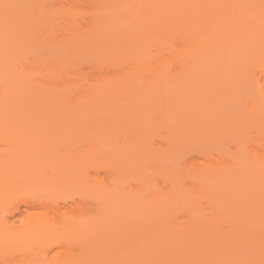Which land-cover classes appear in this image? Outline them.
Listing matches in <instances>:
<instances>
[{
  "label": "bare ground",
  "instance_id": "1",
  "mask_svg": "<svg viewBox=\"0 0 264 264\" xmlns=\"http://www.w3.org/2000/svg\"><path fill=\"white\" fill-rule=\"evenodd\" d=\"M127 1L134 3L135 6L120 14L115 13L116 10L105 12L98 19L108 25L115 23L119 26L126 20L125 23L133 22L135 27L131 30L132 32H127H130L128 35L133 39L126 42L128 43L127 46L125 45L126 50L122 49L125 50V54L120 53V55L124 54L122 59L131 60L134 66L129 68L120 60L123 63L120 68L124 66L120 70L116 67L115 76H107L105 80L102 78L104 75H99V81L102 78L100 85L96 82V86H90L87 89L88 94L82 95L70 106L68 101L66 102L62 95H57L53 89H44V91L34 89L32 85L34 77L31 76L34 72L28 73L23 66L31 62L37 68L44 66L45 70H48L51 67L49 70L52 72L46 71L47 76H55V73L59 74L63 70L62 75L66 77L70 70L78 71L79 64L85 66L81 63L85 59L80 60L78 57L82 55L80 53H83V48L92 47L94 42L90 40L89 44H91L88 45L87 40L82 37L85 39L83 41L85 44L80 42L85 46L78 43L79 46L77 44L79 41H75L79 46V48L73 47L75 50L79 51L81 47L83 48L79 53L68 49L70 54H79L74 58L68 54L67 48L58 47L57 43L60 39L63 43L62 38H56L57 43L55 41L59 49L52 46L55 45L52 42L51 46L49 44V47L47 45L46 50H43L42 47L37 46L38 44L35 46L31 39L34 25L38 24L39 28L41 24H45V21L49 24V16L39 14V10L43 8H37L36 12L38 4L33 0L31 2L0 0V132L1 135H9L7 136L9 141L13 145L16 144L14 149L18 152L8 154L13 151L9 144L7 148L10 147V149L5 148L3 154L0 152V264H264V0ZM33 2L35 5L32 4ZM59 3L61 5L62 1ZM22 4L24 6H21ZM5 5L9 7L5 8ZM46 5L45 3L44 6ZM57 14L52 13L54 16ZM58 15L60 16V13ZM47 18H49L48 21ZM76 19L73 18L72 21L75 22ZM59 24L63 27V23ZM67 24L64 22L63 28H66ZM53 25L55 28H52L51 24L47 32L51 33L54 30L55 33V30L60 27L57 24ZM109 30L111 31L112 28ZM106 32L108 30L101 36L105 37ZM96 33L99 32L96 30ZM43 34L47 35V33ZM37 36L34 40L38 39ZM153 45L160 53L162 50L171 51L174 48L173 53L167 50L169 55L172 54L168 59L172 61L173 66H176L173 86L167 89L163 84L169 83L170 76L166 77V74L170 68L166 70L165 67H170L171 63L166 62L168 60L166 56V60L163 56L157 60V54L148 55L149 48ZM98 48L96 46L94 50L103 52L101 48ZM61 49H66L67 52L63 57L72 56V62L62 58L61 53L64 51ZM113 49L111 47L106 52L110 53L109 51H115L116 48ZM116 53H112L113 56L106 54L109 56L106 61L114 60L112 57H118L119 54ZM168 53L167 56H169ZM28 56L32 57L33 61L29 62ZM94 56V59L91 56L92 63L98 64L99 57ZM100 57L102 58L101 53ZM111 60L109 65L113 64ZM150 60L153 61L150 64L152 75L148 70ZM154 60L157 61L154 62ZM101 61L98 65L104 67ZM73 62L76 63L71 67L70 64ZM118 62L116 61V64ZM17 64H21L22 67L19 69ZM145 64L147 66H144ZM143 66L147 67L146 70ZM153 67L156 69L154 70ZM142 71H148L152 81L159 79V84L162 82V89H160L162 93L166 92L168 95L170 93L174 94L173 97L175 96L171 100L173 103L171 102L172 104H169L165 111L158 105L159 110H162L164 114L162 125L161 120L159 123L160 128L163 126L164 131H162L165 132L164 138L161 137V145L152 147L154 146L151 141L154 138H152L149 139L152 143L147 139L141 145L135 146L132 144L133 140L127 137L125 145L128 147L117 157L120 149L115 145L113 138L98 133L99 137L94 141L91 138L95 136L87 138L90 142H94H92L93 153L88 143L86 145L91 151L86 150L87 148L85 150L87 154L91 153L92 160L90 157L89 159L93 165L96 164L94 162L98 163L105 159L106 164L114 167L109 170L115 173L121 162H124L120 168H125L128 173L137 175L138 179L147 177L144 171L149 170L150 164V167L155 168L154 173L162 176L168 183L164 191L155 190L150 196V194L141 193L138 188L132 189L134 186L126 185V188L124 181L121 184L119 181L121 179L117 180V178L104 181L101 187L90 185L93 188L88 186L87 189L84 188L85 190H79L80 185L76 186V184H79L80 175L84 174L83 168L82 171L79 168L80 174L77 176L80 177L79 179L77 177V183H73L74 187L68 182L71 177L73 178V169H78V164L77 166L75 164V167L71 165L72 170L63 169L62 164H67L68 161L60 160L64 161L60 162L57 159L60 155L58 153L56 157V150L55 153L51 150L52 154L47 156L48 151L45 152L46 150L42 149L45 152L43 155L44 152L38 149L40 154H35L37 158L41 159L43 156V159L47 160L39 163L40 159L37 160L33 152H28L36 146L31 144L30 147H32L27 151L23 148L17 149L22 144L27 145V140L35 137L37 134L35 131L39 125L40 129L43 128L39 121L38 124H30L26 127L29 120L25 122V126L22 124L18 126V123L15 124L18 118L20 121L29 119L31 116L27 115H30L31 111H37L36 113L39 114L42 110H60L61 113L67 105L68 109L72 107L73 111L75 109L80 112L91 109L93 110L90 112H96L101 107L109 108V105L113 107V100L110 99L116 91L123 90L122 87L125 88L130 77L139 76L141 73L143 75ZM223 74L224 77L220 78ZM71 75L72 73L67 77ZM150 79L148 80L150 82H146L147 84L152 82ZM70 82L74 81L71 79ZM149 84L147 89L150 90L152 86L150 87ZM140 98L144 103L140 99L139 103L142 105L138 103L136 110H133L132 105V107L128 105L126 107L133 113L140 108L134 116L131 113V118L135 119L134 122L144 123L140 125L143 127L140 131L144 130L149 138L153 135L152 133L158 132L159 128L152 126V123L150 125L149 121L152 118L147 120L151 109L145 105L150 106V103H147L150 97L143 99L144 96H140ZM102 109L99 111H106ZM21 112L29 114H19ZM37 114L36 117H39L40 115ZM8 118L10 120L3 123V120ZM38 131L42 130L38 129ZM41 135L40 137L43 136ZM49 138L45 137L42 140L38 137L39 141L35 138L32 141L50 145L54 139L58 144L56 139L58 137ZM3 140L6 139L3 138ZM128 140L131 141V146ZM43 141L44 143H40ZM59 141L61 145L64 142L60 139ZM54 145L55 149H58L59 146ZM253 146L256 147L253 148ZM5 150L9 152L5 154ZM27 152L31 156L27 155ZM195 154L198 156L204 154V157L208 156L213 160L216 158L213 165L206 171L195 174L196 176H191L189 173L192 172H189L188 175L191 177H186L189 180L192 178V181H210L211 184L208 187L214 190V195L217 196L205 206L199 205V201L197 202L181 189L185 173L180 171L179 162L182 163V158L187 156L190 158ZM50 156L56 157L59 163L49 158ZM102 156L104 158L101 159ZM48 158L55 161L57 166L51 160L49 162ZM115 160L119 164L117 167ZM185 161L186 158L182 164ZM47 162L46 168L49 171L50 169L61 172L63 170L62 174L57 173L61 177L54 178L52 175L53 181L55 179L57 181L55 184L53 181L38 179L41 178L38 175V178L35 177L37 172L34 173V167L38 169L40 164L45 165ZM168 165L174 167V173L166 170ZM15 166L19 167L17 168L19 170L13 169ZM64 170L71 174L64 175ZM38 172H40L39 169ZM51 172H49L50 175ZM88 172L86 167V175ZM76 180L74 178L73 181ZM86 180L88 178L85 179L84 184L89 183ZM40 181L45 182V185L42 186ZM140 182L141 185H145V182ZM231 191L244 192V195L242 194L244 202L230 204L224 200L226 193ZM78 192L84 195L83 197L80 193L84 202L79 199ZM76 194L79 199V203H76L85 207L81 205L82 210L77 209L78 212L72 216L68 201L75 200ZM60 202L64 205L62 206ZM40 207L43 209L46 207L45 213L52 210L53 213L45 215L43 212L45 216L37 218L36 210ZM73 207L76 211V205ZM64 208L68 212L71 211L70 214L63 211ZM179 213H182L179 215L181 217L177 216ZM124 217L126 221L121 223V218L123 220ZM106 233L111 234L106 235ZM116 252L119 253L118 256Z\"/></svg>",
  "mask_w": 264,
  "mask_h": 264
},
{
  "label": "rangeland",
  "instance_id": "2",
  "mask_svg": "<svg viewBox=\"0 0 264 264\" xmlns=\"http://www.w3.org/2000/svg\"><path fill=\"white\" fill-rule=\"evenodd\" d=\"M25 1H27V0H25ZM32 0H28V2H31ZM35 3H37L38 4V6L36 5V9L38 8L39 9V7L41 8H43V10H39V14L40 13H42V15L44 14V16H49V18H47V21H48V19H49V21H48V23L49 24H47V22L45 21V24H41V27L39 26V28L37 27V25L38 24H36V25H34V28H32V30H33V35H32V40H33V42L35 43L34 45L36 46L37 44V46H39V48H43V50L45 49V48H47V45H48V47H49V44L50 43H55V41H56V43H57V40L58 39H56V38H62V42L63 43H61L60 41H61V39H60V41H58V43H57V45H58V47L59 48H61V47H65V48H67V52H68V49H70V51L71 52H75V53H79V51H80V49L81 48H83V47H81L80 49H79V51L78 50H75L73 47H75V48H77V46L79 45L80 46V44L86 39L87 41H86V43L88 42V45H90L89 44V42H90V40L91 41H93L94 42V45H93V42H92V47L90 46V48L88 47V49H85V48H83V53H80V54H82V55H80V57H78V59H80L81 60V58L82 59H85L83 62L81 61V63L83 64H85V66L83 65V66H81V64H79L80 66V68L77 66V64H76V66L78 67H76L77 69H78V71H75V70H73V72H72V70H70L71 72L70 73H68L69 72V70L67 69V71L68 72H66V73H68V74H66V77H67V75H70L71 73H72V75H73V73H74V75L72 76H68L67 78L65 77V75H62L64 72H63V70H61L60 72L59 71H57V72H59V74H56L55 73V71H53L54 73H55V76L53 75V76H50V75H46L47 74V72L49 73V72H52V71H50L51 69V67L48 69V70H45L46 68L44 67V66H42L41 68H37V66L35 67V66H33L32 64H31V62L30 61H33V59H31L30 58V56H28V58L30 59L29 60V62L30 63H28V64H26L25 65V67L23 66V68L29 73V72H34V73H32L33 75H31L32 77H34L33 78V80H32V85H33V87H34V89L35 88H37L36 90H42V91H44V89L45 90H48V89H53V90H55V92H56V94L57 95H62L63 97H64V99H65V101L67 102L68 101V103H69V105L70 106H72L71 104H73L74 102H76L82 95H87L88 94V91H87V89L90 87V86H92V85H95L96 86V82H97V85H100L99 83L102 81V78H104L105 80H107V76L109 77V76H115L114 74L116 73L117 74V72L115 71L116 70V67H117V69L119 68V70L124 66H122L121 68H120V65H122L123 63L125 64V66H127V67H133L134 66V64L131 62V60L129 61V60H124V59H122L123 57V55L125 54V50H126V46L128 45V43L126 44V42L127 41H129V40H132L133 39V37H129V33H127L128 31H131L135 26H134V24H133V22H127V23H125L126 21H124V19H123V23H121V26H119L118 24H110V25H108L107 23H104V22H102V21H100V19H98V18H100V16L102 17V15L105 13V12H110L111 10L113 11V10H116V12L115 13H122V12H125V11H127V10H129V9H131V8H133L135 5H134V3L132 4V3H130V2H128L127 0H33ZM62 1V4L60 5V3L59 2H61ZM34 2L32 3L33 5H35L34 4ZM58 2V3H57ZM64 2V3H63ZM22 3V2H21ZM47 4L46 5V7L44 6V4ZM68 3V4H67ZM40 4H42V6L40 5ZM65 4V5H64ZM32 5V7L34 8V6ZM51 5H52V7H51ZM59 5V6H58ZM132 5V6H131ZM134 5V6H133ZM21 6H24L23 4L21 5ZM57 6V7H56ZM62 6V7H61ZM25 7H27V6H25ZM30 7V6H29ZM48 7V8H47ZM23 8V7H22ZM28 8V7H27ZM47 10H49V11H47ZM58 8V9H57ZM35 9V8H34ZM38 9L36 10V12L38 11ZM58 10V11H57ZM119 10V11H118ZM47 11V12H46ZM60 11V12H59ZM111 11V12H112ZM121 11V12H120ZM114 12V11H113ZM49 13V14H48ZM52 13L54 14H56V13H60V16L57 14V16H59V18L62 16L63 17V20H62V17L59 19L57 16H54V15H52ZM66 14L65 16L64 15H62V14ZM106 13V14H107ZM50 14H51V16H50ZM67 14H69L68 16H67ZM96 15V16H95ZM98 15V16H97ZM127 15V14H126ZM53 16V17H52ZM74 16V17H73ZM95 18H94V17ZM105 16V15H104ZM125 16V15H124ZM55 17V18H54ZM71 17H73L74 19L75 18H77L76 19V21L74 22V21H72L73 20V18H71ZM122 17H123V15H122ZM58 18V19H57ZM69 18V19H68ZM71 18V19H70ZM56 19V20H55ZM65 19H67V20H65ZM52 21V22H51ZM61 21V22H60ZM102 22V23H100V22ZM63 23L62 24V26L64 27L65 25H64V22L65 23H68L67 24V26H66V28H63V27H61V25L59 24V23ZM71 22V24H69ZM51 24H52V28L54 27V25L53 24H57V26H59L60 25V27L59 28H57L56 30H55V33L53 32L54 30H52V32L51 33H49V32H47V29L51 26ZM73 24V25H72ZM42 25H43V27H42ZM36 26V27H35ZM33 27V26H32ZM36 28V29H35ZM51 28V29H52ZM55 28V27H54ZM60 28H62V29H64V31L62 30V29H60ZM112 28V30L110 31L109 29H111ZM42 29V30H41ZM46 29V30H45ZM50 29V28H49ZM41 30V31H40ZM44 30H45V32H44ZM96 30L99 32V33H96L95 34V32H96ZM106 30H108V32H106V36L105 37H103V36H101V34H104L105 33V31ZM50 31V30H49ZM110 31V32H109ZM38 32H39V35H38ZM132 32V31H131ZM35 33V34H34ZM43 33H47V35L45 36ZM49 33V34H48ZM63 33V34H62ZM53 34V35H52ZM79 34V35H78ZM38 35V36H37ZM43 35V36H42ZM75 35H78V36H75ZM131 35V34H130ZM37 36V38L38 39H35L34 40V38ZM54 36V38H52ZM82 37L83 38H85V39H82ZM106 37H107V39H106ZM41 38V39H40ZM78 38H79V40H78ZM45 41H44V40ZM47 39V40H46ZM126 40V41H125ZM36 41V42H35ZM77 41H79V42H77V44L78 43H80V44H76V42ZM80 41H82V42H80ZM146 41V40H145ZM39 42V43H38ZM46 42V43H45ZM95 42H98V43H95ZM130 42V41H129ZM56 43H55V45H52V44H50V46L52 45V46H54L55 48H57V49H59L58 47H57V45H56ZM84 43V42H83ZM99 43H101V44H104V45H101V44H99ZM85 44V43H84ZM60 45V46H59ZM75 45V46H74ZM81 45H83V44H81ZM87 45V46H88ZM126 45V46H125ZM79 46H78V48H79ZM83 46H85V45H83ZM96 46H97V48L98 47H100L101 48V50L103 51V52H98V51H100V50H94V48H96ZM123 46L125 47V48H123ZM154 46V45H153ZM151 46L150 48H149V51H150V53H149V51H148V55H152L151 53H153V55L154 54H157L158 55V58H157V60L159 59V58H162V56L165 58V56L167 57V59L168 58H170V55H172V54H170L169 55V53H173L174 51V48H173V50L171 49V51L169 50V49H167L168 51H170L169 53H168V51L166 50H162L161 51V53H160V51L157 49V47L156 46ZM72 47V48H71ZM108 47V48H107ZM111 47H112V49L113 48H116L115 49V51H109L110 53H108V51L106 52V50L107 49H111ZM93 48V49H92ZM100 48H98V49H100ZM92 49V50H91ZM119 49H120V51H119ZM122 49H125V50H122ZM152 49V50H151ZM154 49V50H153ZM46 50V49H45ZM63 49H61V51H62ZM65 50H63L64 52V54L63 53H61V52H59V50H58V54H62V58L63 59H65V58H67V55H66V57H63V55H65V54H67V52L65 51ZM84 50H86V51H84ZM91 50V51H90ZM114 50V49H113ZM121 50L123 51V52H121ZM155 50H157V52L159 53H157V52H155ZM77 51V52H76ZM119 51V52H118ZM82 52V51H81ZM86 52V53H85ZM118 53L119 55H118V57H112V59H114V60H111V61H113V64L111 65H109V59H108V61H106V59H107V57H109L108 55L109 54H111V56H113L112 55V53ZM155 52V53H154ZM162 52H164V53H162ZM168 53V55L169 56H167V53ZM70 54V52H68V54H70V55H72L73 56V58L74 57H77V56H79V54L78 55H76V54ZM100 53H101V56H102V58L100 57ZM116 53V54H117ZM120 53H124L122 56L120 55ZM84 54V55H83ZM87 54V55H86ZM106 54H108V55H106ZM162 54V55H161ZM164 54H166V55H164ZM88 55H90L89 57H90V60L88 61V59H89V57L87 58V56ZM98 56L99 58H97L98 59V64H99V62L101 61V63L102 64H104V67L106 66H108L107 68L105 67H101V66H99L98 64H95V62H93L92 63V60H91V56H92V58H93V56ZM59 56H61V55H59ZM72 56L70 57V58H67L68 59V61L70 60L71 62H72ZM84 56V57H83ZM94 56V57H95ZM119 56H121V58H119ZM125 57H127V55L125 56ZM96 58V57H95ZM116 58H118L119 60H117ZM153 58V57H152ZM76 59V58H75ZM94 59V58H93ZM126 59V58H125ZM150 59V58H149ZM154 59H155V56H154ZM171 59H172V57H171ZM77 60V59H76ZM123 62H121V61ZM157 60H154V62L155 61H157ZM161 60V59H160ZM159 60V61H160ZM165 60H166V58H165ZM165 60H163L162 59V61H165ZM69 61V62H70ZM78 61V60H77ZM76 61V62H77ZM91 61V63H89ZM95 61V60H94ZM116 61L118 62L117 64H116ZM76 62H73V63H71L70 64V66L72 67V65L74 64V63H76ZM106 62V63H105ZM128 62V63H127ZM153 63V61L152 60H150V63H149V66L148 67H150V64H152ZM166 62H170V59H168V60H166ZM122 63V64H121ZM171 63V66L170 67H165L166 68V70H167V68L169 69L168 70V72H167V74H166V77L169 75L170 76V78H169V83H166V85L165 84H163V86H165L166 87V89L167 88H169V86L170 87H172L173 86V83H174V79H175V74H176V66L174 65L173 66V63H172V61L170 62ZM169 63V64H170ZM88 64V65H87ZM119 64V65H118ZM155 64V63H154ZM164 64H165V62H164ZM19 65H21V64H19ZM18 64H17V67L19 68V67H22V65L21 66H19ZM92 67H91V66ZM168 65V64H167ZM69 66V69L71 68ZM75 66V65H74ZM73 66V67H74ZM112 66V67H111ZM144 66H147L146 64L144 65ZM144 66H143V68H144ZM164 66V65H163ZM169 66V65H168ZM98 67V68H97ZM110 67V68H109ZM66 68V67H65ZM68 68V67H67ZM82 68V69H81ZM102 69V70H100V69ZM109 68V69H108ZM142 68V69H143ZM145 68H147V67H145ZM144 68V69H145ZM151 68H152V66L148 69L149 70V73L151 72V73H153V71L151 70ZM155 67H153V69H154ZM175 68V69H174ZM20 69V68H19ZM74 69V68H73ZM156 69V68H155ZM154 69V70H155ZM174 69V70H173ZM64 70H66V69H64ZM119 70H117V71H119ZM146 70V69H145ZM172 70V71H171ZM47 71V72H46ZM101 71V72H100ZM62 72V73H61ZM120 72V71H119ZM119 72H118V74H119ZM143 72V75H139V76H136V77H134V76H132V77H130L129 78V80L127 81V83H126V85H125V88L124 87H122V89L123 90H121V91H116V93L113 95V99L111 98L110 100L112 101L113 100V107L112 106H110L109 105V108L110 107H112V109H110L109 110V108H105V109H102V107H101V109L102 110H106V111H99V110H101V109H97V111H96V109H95V111L96 112H94V111H92V112H90L91 110H93V109H91L90 111L89 110H86V111H83V112H80V111H76L75 109H74V111H73V108L71 107V109L69 108H67V107H69L68 105H67V107H65V108H63L62 110V112L60 113V110H48V111H44V110H42V111H40L39 112V114H37L35 111H31L30 112V115H27V113L28 112H26V113H23V112H21V113H19V114H23V115H27L28 117H30L29 119H26L25 117H22V118H25V119H21V121H20V119L18 118V121L15 123V124H19L18 126H21V124L23 125V126H25L26 125V123L25 122H27L28 120H29V125L27 124L26 125V127L27 126H30V124H33V125H35V124H38L37 122L39 121V124H41V128L42 129H40V125H39V128H36V133L37 134H35V137H33V139H31V140H27L28 142H27V145H24V144H22L20 147H17V149H21L22 150V148H23V150H25V151H27V149H29V148H31L30 147V145L32 144V145H34V146H36L35 148H33L32 147V149H30L28 152H33L34 154L33 155H35V154H40L39 153V151H41V152H44L43 150H46L45 152H47V156H48V154L50 155V153H51V150L53 151V153H55L56 151V154H54V156L56 155V157L58 156V153H59V157H57V159H59V161L60 160H67V161H65V162H67V164H62V165H64V168L63 167H61V168H63V169H65V168H67V169H73V167H70L71 165L72 166H74L75 167V164H76V166H77V164H78V166H77V168L78 169H73V171H74V174H73V172H72V175H73V178L71 177V179H70V181H68L69 182V184L71 183L72 185H73V187L75 186L74 184L75 183H77V181L78 180H76L77 179V174H80V169L79 168H81V171H82V168H83V171H84V174L82 173L79 177H80V179H79V177H78V179H79V184H76V186H78V185H80V187H78V189L79 190H85L84 188H88V186H89V188H91L92 186H90V185H93V187H94V185L95 186H103L102 185V183L104 182V181H106L107 182V180H110L111 179V181H112V179L113 178H117V180H119V179H121V180H119V181H121V184L123 183V181H124V185L126 186V185H130V186H134L132 189H137L138 188V190L141 192V193H147V194H150V196H151V194L153 193V191H155V190H162V191H164L165 189H166V187H167V182H165L164 181V179H163V177L162 176H159V175H156V173H154V169L155 168H153V167H150L151 165L149 164V166H148V169L149 170H147V171H144V173H145V177L146 178H143V179H138V176L137 175H134V174H130V173H128L126 170H125V168L123 169V168H120V166H121V164L123 163L124 164V162H121V164H120V166H119V164H118V161H116L115 160V163H116V167L117 166H119V168L117 169V170H115L116 172L114 173V172H111L109 169H111L112 167H110L109 166V164H106L105 162H106V160L105 159H103L102 161H99L98 163H97V161L96 162H94V164L95 165H93V162L91 163L90 162V159H89V157L91 158V160H92V155H91V153H89L88 152V154H87V151L86 150H90V148H91V150H92V148L94 147L93 146V144H92V142L94 141V140H96V138H98L99 136H97V134L99 133V134H101V135H107V136H110V137H112L113 138V140H114V142H115V145L120 149V154L117 156V157H119L120 155H121V153L124 151V149L126 148V147H128V145L126 146L125 145V141H127V137L128 138H131L130 140L132 141V144H134L135 146H137L138 144H142V143H144L143 141H145V140H149V139H152V138H154L153 140H149L150 141V143H152L154 146H152V147H158V146H160L161 145V143H162V141H161V137H163L164 138V134L163 133H165V132H163L164 130L162 129L163 128V126L160 128V120H161V125H162V117L164 116V114H163V111L162 110H159L160 108L159 107H161V108H163L164 109V111L166 110V107L167 106H169V104H172L173 103V101H171V100H173V98H175V96L173 97V95H171L169 92V95L165 92V93H162L161 92V90L160 89H162L161 88V86H162V82H161V84H159L160 83V80L158 79V80H153L152 81V79H150V74L148 75V71H142ZM172 72V73H171ZM76 73V74H75ZM103 73V74H102ZM105 73V74H104ZM172 75V78H171V75ZM58 75V76H57ZM61 75V76H60ZM99 75L100 76H102V75H104V77L102 76V78L100 79V81H99ZM145 75V76H144ZM152 75V74H151ZM50 76V77H49ZM174 76V77H173ZM222 76L224 77V74L223 75H220V78H222ZM51 77H54L55 79H53V78H51ZM62 77H65V79L63 80L62 79ZM94 77H95V79H94ZM148 77H149V79L152 81L150 84H152V85H150L149 83V86L151 87L152 86V89L150 88V90L149 89H147V87H148V84L146 83V82H150V81H148L149 79H148ZM111 78V77H110ZM32 79V78H31ZM72 79V81H74V82H70V80ZM166 79H168V78H166ZM56 83H55V82ZM65 83V84H64ZM145 85H147L146 87H145ZM172 85V86H171ZM39 88V89H38ZM93 88V87H92ZM143 88V89H142ZM141 90V91H140ZM41 91V92H42ZM168 91V90H167ZM140 96H144V98L143 99H145V97H147V96H149L150 97V102L148 101L147 103H150V106H148L147 104L145 105V107L147 106V108L149 109H151V114H150V112H149V114L147 115L148 116V118H147V120L149 121L151 118V120L149 121V123H150V125H151V123L153 124L152 126H158V132H156V133H150L152 136L151 137H147L146 135L147 134H145L144 133V130H143V132L142 131H140V130H142V128L143 127H141L140 125H143L144 123H140V121H137V122H134L135 121V119L133 120L131 117V113H133L132 111H128L129 109H127V105L128 106H134L133 107V110L135 109H137V106L139 105V104H141V103H139L140 101H142V99L140 98ZM173 97V98H172ZM141 99V100H140ZM140 100V101H139ZM175 101V100H174ZM172 102V103H171ZM67 103V104H68ZM110 103V104H111ZM139 103V104H138ZM142 103H144V101H142ZM162 103V104H161ZM167 104L168 103V105H164V104ZM111 104V105H112ZM115 105V106H114ZM142 105V104H141ZM140 105V106H141ZM158 105H159V107H158ZM131 106V107H132ZM139 106V107H140ZM131 107H130V109H131ZM138 107V108H139ZM98 108H100V107H98ZM104 108V107H103ZM65 109V110H64ZM140 109V108H139ZM138 109V110H139ZM138 110L135 112L134 111V113H133V116H134V114L135 113H137L138 112ZM46 113H44V112ZM33 112H35L39 117H36V114L35 113H33ZM43 112V113H42ZM80 112V113H79ZM15 113H17V112H15ZM81 113H82V115H81ZM84 113V114H83ZM29 114V113H28ZM45 114V115H44ZM80 114V115H79ZM35 116V117H34ZM18 117V116H17ZM21 118V117H20ZM34 118H38V119H34ZM40 118H43L42 120H40ZM134 118V117H133ZM150 118V119H149ZM12 119V118H11ZM16 119V118H15ZM15 119H13V120H15ZM8 120H10L9 118L8 119H5V120H3V123H6ZM22 120H24V121H22ZM152 121V122H151ZM158 122V123H157ZM13 123V122H12ZM157 123V124H156ZM134 124H136V125H139L138 127H136V125L134 126ZM32 125V126H33ZM108 126H109V128H108ZM105 127V128H104ZM31 128V127H30ZM33 128V127H32ZM137 128H141V129H137ZM34 129V128H33ZM38 129L39 130H42L41 132H39L38 131ZM135 129H136V131H135ZM131 130H134V131H131ZM163 130V131H162ZM34 131V130H33ZM100 131H102V132H100ZM42 132H44L42 135L41 134H39L38 135V133H42ZM142 132V133H141ZM112 133V134H111ZM115 134V135H114ZM156 134H160V136H158V135H156ZM40 135L42 136V137H40ZM100 135V136H101ZM112 135H114V137L112 136ZM143 135H145V136H143ZM149 135V134H148ZM8 137H9V135H7ZM7 136H5V135H1V132H0V152H2L1 154H3L4 153V149L6 148V150L7 149H10V147H12V149L11 150H13V151H11V152H9V151H6V153L5 154H7L8 152V154H10V153H18L15 149H14V145H16V144H14L13 145V143L12 142H10L9 141V138L7 137ZM37 136V137H36ZM92 136H95L94 138L92 137ZM116 136V137H115ZM38 137L41 139L42 138V140H44V138L45 137H51V138H49V139H52V137L53 138H56V137H58V138H56L57 139V141H58V144L56 143V140H52V143L50 142V145H47V144H45V145H42V144H39V142H33L32 140H34V138H35V140H38L39 141V139H38ZM44 137V138H43ZM92 137V138H91ZM144 137V138H143ZM3 138H5L6 140H3ZM87 138H91V139H93V141H89V139H87ZM156 138V139H155ZM59 139L63 142L62 143V145H61V143H60V141H59ZM136 142H135V141ZM46 141V140H45ZM55 141V142H54ZM131 141H129L128 140V142L130 143V146H131ZM7 142V143H6ZM141 142V143H140ZM156 144H158V145H156ZM40 143H44V141L43 142H40ZM88 143V144H87ZM94 143V142H93ZM7 144H9L8 146H10V147H8L7 148ZM19 144V143H18ZM54 144H56L57 145V147H58V149L56 148L55 149V145ZM89 145V147L90 148H88V146L87 145ZM128 144V143H127ZM151 144V145H152ZM39 145V146H38ZM53 145H54V147H53ZM139 145V146H140ZM18 146V145H17ZM38 146V147H37ZM134 146V147H135ZM254 147H256V146H253V148ZM87 148V149H86ZM252 148V149H253ZM34 149V150H33ZM39 149V151H37ZM43 149V150H42ZM86 149V150H85ZM56 150V151H55ZM90 150V151H91ZM84 151H86V152H84ZM95 151V150H94ZM27 152V153H28ZM45 152L43 153V155L45 154ZM92 153H93V150H92ZM26 154V153H25ZM52 154V153H51ZM19 155V154H18ZM21 155V154H20ZM27 155H29V156H31L29 153L27 154ZM37 155H35V157L37 158ZM101 154H99V156H100ZM200 155V154H199ZM41 156V155H40ZM53 156V158H51V156L49 157V158H51V159H55L56 157H54ZM104 156H105V154H104ZM205 155L203 154V155H201V156H198V154L196 155H193V157H190L189 158V156H187V157H184V158H182L181 160L184 162V160H185V158H186V161H185V163L184 164H182V163H180L179 162V168L181 169L180 171L182 172V173H185L183 176H184V180L182 181V183H183V186H181V189H182V192H184V193H186V194H189L191 197H193V198H195L196 200H197V202H198V204L199 205H208L209 204V201L210 200H212V198H214V197H216L217 195H214V190H212V189H210L209 187H208V185H210L211 183H210V181H201V180H198V181H192V178L189 180V179H187L186 177H188V178H190L192 175H195V174H199L200 172H202V171H206L208 168H210V166H212L213 165V163H214V160L216 159V158H214V160L212 159V158H208V156L207 157H204ZM24 157H25V155H24ZM27 157V156H26ZM32 158V157H31ZM34 158V157H33ZM48 158V160H49V162H50V160L51 159H49ZM62 158V159H61ZM64 158V159H63ZM102 158H104L103 156L101 157V159ZM189 158V159H188ZM38 159H40V158H37V160ZM47 159V158H46ZM57 159H55L56 160V162L57 163H59L58 162V160ZM98 159H99V157H98ZM118 159V158H117ZM188 159V160H187ZM24 160V159H23ZM31 160V159H30ZM104 160H105V162H104ZM42 161H43V163L44 162H46L44 159H43V156L41 157V159L39 160V163L41 162L42 163ZM52 161V160H51ZM63 161V162H64ZM53 162V161H52ZM51 162V163H52ZM56 162L54 161L53 163H55L54 165H56ZM60 162H62V161H60ZM62 162V163H63ZM114 163V164H115ZM119 163H120V161H119ZM37 164V163H36ZM46 164H48V162L47 163H45V165H42V164H40V166L42 167L41 169H40V166H39V171L40 172H38V169H36V167H34V173H36V176L35 177H37V175L39 176V177H41V178H38V179H45L46 181H48V182H52L53 181V179L55 178V177H61L59 174H57V173H61L62 174V172H63V170H62V172L61 171H55V170H52V169H50V171H49V169L48 168H46L47 166H46ZM118 164V165H117ZM51 165V164H50ZM18 166V165H17ZM17 166H15L13 169H16V170H19V169H17V168H19V167H17ZM37 166V165H36ZM57 166V165H56ZM58 166H60V164H58ZM94 166V168H95V166H96V168L94 169V168H92ZM115 166V165H114ZM122 166H124V165H122ZM152 166H153V164H152ZM49 168H50V166H48ZM86 167H87V171H89L88 172V174L86 175V173H85V170H86ZM115 167V168H116ZM186 167V168H185ZM23 168V167H22ZM153 169V170H150V169ZM173 166L172 165H168V167H166V170L168 171V172H171V173H174V170H173ZM53 169H54V167H53ZM56 169H57V167H56ZM60 169V168H59ZM71 169V170H72ZM112 169H114V167L112 168ZM190 170V171H189ZM36 171V172H35ZM46 171V172H45ZM52 171V172H51ZM42 172V173H41ZM49 172H51V175H50V173ZM64 172H65V174L64 175H69V174H71V173H68V172H66L65 170H64ZM70 172V171H69ZM189 172H192V173H189ZM41 173V174H40ZM188 173L189 174H191V176L190 175H188ZM32 174H33V172H32ZM43 175V176H42ZM52 175H53V177L54 178H51L52 177ZM144 175V174H143ZM47 176V177H46ZM85 176H86V178H85ZM190 176V177H189ZM196 176V175H195ZM65 177H68V176H65ZM70 177V176H69ZM74 178H75V182L73 181L74 180ZM88 178V180H86V182H89V183H86V184H84L85 183V179H87ZM185 178H186V180H185ZM61 179H63V178H61ZM84 179V180H83ZM117 180H115V181H117ZM142 181V182H145V185L143 186V185H141L140 183V181ZM119 181H118V184H119ZM38 182H39V180H38ZM41 182V181H40ZM57 181H56V179H55V181H53V183L55 184ZM95 182V184H93ZM109 182V181H108ZM42 183V186L43 185H45L44 183L45 182H41ZM40 183V184H41ZM58 183H59V181H58ZM74 183V184H73ZM92 183V184H91ZM97 183V184H96ZM112 183V182H111ZM82 184V185H81ZM89 184V185H88ZM109 184H110V182H109ZM39 185V184H38ZM37 185V186H38ZM84 185V186H83ZM70 186V185H69ZM100 186V187H101ZM92 187V188H93ZM119 187H120V184H119ZM123 187V186H122ZM228 188H230L229 186H227ZM125 188V187H124ZM126 188H127V186H126ZM125 190V189H124ZM124 190H122V191H124ZM128 190H130V189H128ZM137 192V191H136ZM80 193L81 192H78V194L80 195ZM244 193V192H243ZM242 193V191L241 192H239V193H236V192H227L226 193V195H225V197H224V200H227V202L229 203L230 202V204H233V202L234 203H243L244 202V200L242 199V196L244 195ZM82 194V193H81ZM243 194V195H242ZM78 195V196H79ZM83 195V194H82ZM82 195H80L79 197V199H81L83 202L85 201L84 199H83V197H84V195H83V197H81ZM75 197H77V194L75 195ZM75 197H74V199H75ZM244 197V196H243ZM86 198V197H85ZM76 199H78V197L76 198ZM75 199V200H76ZM79 199L77 200V201H75V200H73V201H75V202H73L72 200H69L68 201V205L69 206H71V207H69V208H71V209H69V210H72V212L71 211H69L68 212V210L66 211V208H64L63 209V211H65V212H68L69 214H70V212L72 213V214H70V215H74V214H76V212H78V210L79 211H81L82 209V207L84 206V205H82V204H80V206L82 205V207H80L79 205H78V203H79ZM201 201V202H200ZM208 201V202H207ZM76 202H78V203H76ZM83 202H81V203H83ZM60 204L62 205L63 204V202H60ZM71 204V205H70ZM60 205V206H61ZM64 205V204H63ZM62 205V206H63ZM73 205H76V211H74V209H75V207H73ZM204 206L202 207V208H204ZM85 207V206H84ZM83 207V208H84ZM41 208V207H40ZM38 209L37 208V210H36V217L38 218V217H43V216H45V215H47V214H52L53 213V210L52 211H49L48 213H45V209H46V207H44L45 209H43V208H41V209ZM207 208V207H206ZM48 209H51V208H48ZM47 209V210H48ZM78 209V210H77ZM62 211V210H61ZM62 211V212H63ZM73 211H74V213H73ZM45 213V215H44V213ZM47 212V211H46ZM64 212V213H65ZM34 213H35V211H34ZM67 213V214H68ZM63 214V213H62ZM182 213H179V214H177V216L178 217H181V216H179V215H181ZM65 215V214H64ZM67 218V217H66ZM69 218V217H68ZM125 221H126V217H124L123 218V220H122V218H121V223H125ZM109 234H111V233H106V235H109ZM105 235V234H104ZM119 253H120V255H122V252L121 251H119ZM118 253V254H119ZM116 254H117V252H116ZM118 254L116 255V256H118ZM120 255H119V257H120Z\"/></svg>",
  "mask_w": 264,
  "mask_h": 264
},
{
  "label": "snow or ice",
  "instance_id": "3",
  "mask_svg": "<svg viewBox=\"0 0 264 264\" xmlns=\"http://www.w3.org/2000/svg\"><path fill=\"white\" fill-rule=\"evenodd\" d=\"M4 7H5V8H8L9 6H8V5H5Z\"/></svg>",
  "mask_w": 264,
  "mask_h": 264
}]
</instances>
